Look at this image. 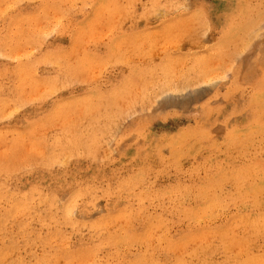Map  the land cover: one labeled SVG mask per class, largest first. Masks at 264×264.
<instances>
[{"label":"rangeland","instance_id":"rangeland-1","mask_svg":"<svg viewBox=\"0 0 264 264\" xmlns=\"http://www.w3.org/2000/svg\"><path fill=\"white\" fill-rule=\"evenodd\" d=\"M180 259L264 264V0H0V264Z\"/></svg>","mask_w":264,"mask_h":264},{"label":"bare ground","instance_id":"bare-ground-1","mask_svg":"<svg viewBox=\"0 0 264 264\" xmlns=\"http://www.w3.org/2000/svg\"><path fill=\"white\" fill-rule=\"evenodd\" d=\"M67 133H68V132H67ZM4 146H5V145H4ZM40 151H41V150H40ZM27 153H28V152H27ZM62 153H63V152H62ZM60 160H61V159H60ZM59 164H60V163H59ZM61 197H62V196H61ZM59 199H60V197H59ZM192 211H193V210H192ZM193 212H194V211H193ZM197 217H198V216H197ZM205 220H206V219H205ZM197 222H198V221H197ZM228 222H229V221H228ZM92 225H93V224H92ZM244 225H245V224H244ZM254 226H255V225H254ZM23 228H24V227H23ZM213 232H214V231H213ZM240 244H241V243H240ZM201 245H202V244H201ZM165 246H166V245H165ZM200 247H201V246H200ZM203 247H204V246H203ZM197 249H198V248H197ZM205 249H206V248H205ZM208 250H211V249H208ZM192 251H193V250H192ZM192 251H191V252H192ZM202 251H203V250H202ZM193 253H194V252H193ZM193 253H192V255H193ZM188 254H189V253H188ZM190 255H191V254H190ZM194 255H196V254H194ZM194 255H193V256H194ZM193 256H192V257H193ZM190 258H191V257H190ZM190 258H189V259H190ZM193 259H194V257H193ZM202 259H203V258H202ZM181 260H182V259H180V263L182 264L183 261L181 262ZM184 261H185V260H184ZM187 261H188V257H186V262H187ZM183 263H184V262H183ZM188 263H191V261L188 262ZM177 264H178V263H177ZM198 264H199V263H198Z\"/></svg>","mask_w":264,"mask_h":264}]
</instances>
